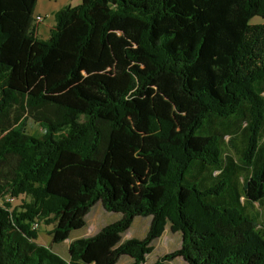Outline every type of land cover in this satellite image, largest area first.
<instances>
[{
	"label": "trees",
	"instance_id": "trees-1",
	"mask_svg": "<svg viewBox=\"0 0 264 264\" xmlns=\"http://www.w3.org/2000/svg\"><path fill=\"white\" fill-rule=\"evenodd\" d=\"M36 2L0 0V264H144L167 226L180 246L154 264H264V0H80L45 40ZM158 95L191 116L180 131L147 115L153 148L114 137ZM97 203L120 218L71 241L67 259L53 252ZM136 217L151 219L145 237L121 241ZM34 223L51 227L49 246Z\"/></svg>",
	"mask_w": 264,
	"mask_h": 264
},
{
	"label": "crops",
	"instance_id": "crops-1",
	"mask_svg": "<svg viewBox=\"0 0 264 264\" xmlns=\"http://www.w3.org/2000/svg\"><path fill=\"white\" fill-rule=\"evenodd\" d=\"M57 1V0H56ZM65 3V2H64ZM62 3V4H64ZM59 9H54L52 13L54 14ZM34 16H40L35 15ZM147 115H156L160 117L167 118L172 121L173 127H172V134H175L176 132L180 131L190 120V115H184V114H178L175 112L173 107L162 97V96H154L152 99L145 105L140 107V116H141V122L137 123V117L134 114L127 115L124 120V125H129L131 127V135L125 136L122 133H115L114 137L116 136L117 139L122 140L124 142L130 143L136 147H138L141 150H149L153 148L156 144V140L151 137L147 131H146V117ZM151 159L149 156L142 155L136 158L135 160V175L140 179H145L148 175L149 169H150ZM140 196V188L138 186L137 180L135 178H132L129 185L128 190V197L130 201L137 202L139 200ZM100 205V204H99ZM103 209V207H102ZM92 210V209H91ZM90 212L85 217V226L81 229H84L88 225V218H90L91 221V228L88 230L89 233H85L83 237H88L91 235H94L97 233L103 226L101 225L99 220V217L105 216L106 212L105 210L98 211V214ZM114 216H112V219L109 223L115 222L120 218V214L113 213ZM150 217H136L134 218L131 226L129 229L121 235V241L127 240V239H142L145 237L149 224H150ZM108 223V224H109ZM136 223H141V228L139 229L138 234H135V226ZM107 225V224H106ZM80 229V230H81ZM168 226L165 228L163 235L158 238L156 241L153 242V246L156 244V242H160L161 238L164 236H168ZM179 234V233H178ZM180 235V234H179ZM75 240V239H74ZM73 241V240H72ZM181 241V240H180ZM70 243V242H69ZM68 243V245H69ZM67 245V248H68ZM180 246V245H179ZM176 250V249H175ZM127 259L125 264H130L131 260L128 257H121L117 264H122V259ZM146 261V260H145ZM146 263V262H145ZM144 263V264H145ZM182 264H186L185 262H182Z\"/></svg>",
	"mask_w": 264,
	"mask_h": 264
},
{
	"label": "rangeland",
	"instance_id": "rangeland-1",
	"mask_svg": "<svg viewBox=\"0 0 264 264\" xmlns=\"http://www.w3.org/2000/svg\"><path fill=\"white\" fill-rule=\"evenodd\" d=\"M79 2L80 0H57V1L56 0H37L35 8H34V14L40 15V17L42 18L41 21L37 22L38 38L42 40H45L48 38L49 30L54 25V17L52 13L54 9H61L62 7H65V6H76L77 4H79ZM250 23L260 24L262 23V20L258 17H255L250 21ZM121 80L122 79L116 78L114 82L118 83V82H121ZM27 127H28L27 131L31 134H40L42 132L39 126L33 123L32 121H29ZM241 149H242V137L240 135V130L238 129L232 132L230 139H228L227 141V156L230 159L235 160L237 162L240 156ZM19 203H20V198L11 201L12 206H17ZM99 204L100 203H97L96 205L92 207V210H91L92 213L98 214L99 210H101V213H102V210L104 209H102L101 204L100 205ZM257 209L262 210V217H264V209H261L260 207H255V210ZM104 212H106L105 213L106 215L99 217V220H101L100 224L102 226L108 224L111 221L112 216H114L113 213H110L107 211H104ZM89 228H91L90 218H88V225L84 229L72 231L68 239H66L65 241L59 244H53L52 245L53 252L60 255L62 258L67 259L68 258V253H67L68 243L74 239L83 237L85 233L87 232L89 233L90 231L88 230ZM134 228H135V234L137 235L139 232V229L141 228V223H136V226ZM50 229H51L50 226H44V225L39 226L38 228L39 233H38V238H37V242L39 244L43 246L50 245L51 239H50V236L47 234V232ZM167 233H168V236L162 237L160 242L158 241L156 242L154 246L152 245V251L146 256L145 264H154L159 257L169 254L173 252L175 249L179 248V245L181 242L180 241L181 235H179L178 233H171L169 229ZM126 261L127 259L125 258V259H122L121 262L122 264H125ZM182 262L184 261L181 258H175L174 260L170 262H165L164 264H182Z\"/></svg>",
	"mask_w": 264,
	"mask_h": 264
},
{
	"label": "built area",
	"instance_id": "built-area-1",
	"mask_svg": "<svg viewBox=\"0 0 264 264\" xmlns=\"http://www.w3.org/2000/svg\"><path fill=\"white\" fill-rule=\"evenodd\" d=\"M34 19H35V22H39V21H41L42 18L40 16H35ZM38 227H39V225L36 223H34L32 226L33 229H38Z\"/></svg>",
	"mask_w": 264,
	"mask_h": 264
}]
</instances>
